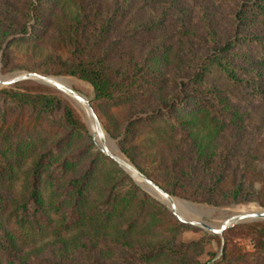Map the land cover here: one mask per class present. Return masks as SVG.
<instances>
[{"label":"rangeland","instance_id":"rangeland-1","mask_svg":"<svg viewBox=\"0 0 264 264\" xmlns=\"http://www.w3.org/2000/svg\"><path fill=\"white\" fill-rule=\"evenodd\" d=\"M250 2L0 0V76L30 71L66 78L89 98L117 154L186 202L185 218L218 227L240 211L264 210V97L245 84V71L239 82L213 67L198 80L195 71L214 46L233 36L236 12L248 9ZM263 19L258 14L248 26L242 23L240 33L264 34ZM256 46L245 42L239 49L259 58L255 67L262 68L264 87V52ZM92 56H103L117 81L110 97H95L89 81L63 72L70 63ZM11 87L61 98L82 125L69 126L61 108L40 111L0 92L1 244L9 226L6 215L33 176H38L43 206L55 223L57 213L48 204L51 191L71 204L66 181L88 166L96 168L91 199L116 179L123 192L128 187L96 156L101 148L81 104L36 78L0 84V90ZM199 103L210 113L200 110ZM49 149L57 158L35 173L37 158ZM119 166L148 198L135 200L104 226L89 222L60 233L51 229L17 254L0 251V264H264V218L242 219L221 234L183 223L160 195ZM208 194L219 201L204 200Z\"/></svg>","mask_w":264,"mask_h":264},{"label":"trees","instance_id":"trees-1","mask_svg":"<svg viewBox=\"0 0 264 264\" xmlns=\"http://www.w3.org/2000/svg\"><path fill=\"white\" fill-rule=\"evenodd\" d=\"M248 5L250 6L248 9L243 8L236 12L237 25L233 36L227 37L224 41L214 46L202 58L199 70L195 71V75L198 80L205 70L213 67L234 82H239L241 80V72L245 71L247 73L245 84L249 85L253 92H257L264 97V87H262L261 79L263 77L262 68L260 66V68L255 67L259 63V58L250 52H243L239 49L240 45L245 42H254L257 45L256 47L264 52V34L262 32L256 31L251 35L240 33L242 23L248 26V24L255 22V17L258 14L264 17V0H251ZM34 13L36 17H40L39 11L35 10ZM37 20L39 21L40 19ZM63 72L77 75L89 81L94 88L95 97L97 98L110 97L117 83V81L111 78L110 66L104 61L103 56L78 59L65 67ZM0 92L21 105H29L40 111L47 112L61 108L64 119L69 126L78 128V126L81 127L82 125L71 105L51 93L32 91L28 88L17 89L15 87L1 88ZM198 106L200 110L210 113L205 104L203 106L202 103H199ZM189 110V108L188 110L186 108L187 113H190ZM126 130L128 132V127ZM121 148L133 160L128 150L124 146H121ZM96 156L107 162L106 164L110 166V171L121 175L122 178L120 180H124L125 178L128 181V187L124 192L121 189L119 180L116 179L109 184L108 188H100L101 190L95 193V197L91 199L89 197V192L92 188L91 177L96 172V168L88 166L82 173L71 176L66 181L71 204H66L64 202L66 200L62 198L57 199L55 190L51 191L48 204L53 213H57L55 223L54 217L48 213L47 207L43 206V198L38 191L36 182L38 176H33L30 181V188L16 199L17 203L6 215L9 226L5 232L6 237L3 238L4 243H0V251L6 252L8 250L13 254H17L21 247L34 244L51 229H53L54 233H60L59 231L63 229L73 228L76 225H85L89 222L104 226L113 216H122L135 200L141 203L144 201V198H148V195L127 174H123V169L114 159L104 154L101 150H96ZM55 158H57V154L54 150H46L37 158L34 172L41 173L43 167L46 164H50ZM64 162L65 160L62 161V164ZM57 165H59V161ZM136 166L148 176V173L141 166ZM217 181L218 177H215L212 186ZM159 186L163 188L161 185ZM163 189L166 190L165 188ZM237 190L238 188L232 189L229 194L235 197L238 193ZM193 193L196 195V192ZM211 195L208 194L203 199L207 201H219L212 199ZM133 219L130 221H133ZM243 226L255 228L252 224H244Z\"/></svg>","mask_w":264,"mask_h":264},{"label":"water","instance_id":"water-1","mask_svg":"<svg viewBox=\"0 0 264 264\" xmlns=\"http://www.w3.org/2000/svg\"><path fill=\"white\" fill-rule=\"evenodd\" d=\"M25 78H36L46 84L53 85L55 88L60 90L61 92L67 94L71 98H73L76 102L81 104L89 113L91 117V122L93 125V129L95 131L96 136L101 141V145L99 147L101 150L112 159H114L119 165H121L125 170H127L130 175L135 179V176L141 178L148 186V189L168 200H172V196L169 192L161 188L156 182H154L151 178H149L146 174H144L141 170H139L135 165H133L130 161L123 158L113 150H111L105 144V136L104 131L99 121L97 114L95 113L89 98L85 97L83 94L69 86L67 83L57 79L55 76L39 73V72H24L9 78H3L0 76V84H12L18 80L25 79ZM170 208L172 212L176 215V217L186 224L191 225H200L209 231L213 232L214 234H221L226 228L232 226L233 224L237 223L238 221L246 218H264V210L259 211H249V212H242V213H235L228 218H225L223 222L218 226L215 227L207 222L195 219H187L183 217L181 214L177 212V207L174 203H171Z\"/></svg>","mask_w":264,"mask_h":264},{"label":"bare ground","instance_id":"bare-ground-1","mask_svg":"<svg viewBox=\"0 0 264 264\" xmlns=\"http://www.w3.org/2000/svg\"><path fill=\"white\" fill-rule=\"evenodd\" d=\"M16 74V73H15ZM3 77V76H2ZM3 78H5V77H3ZM57 79H59V80H61V81H63V82H68V80L66 79V78H64V77H57ZM86 112L88 113V111L86 110ZM89 115V113L87 114V116ZM89 117H90V115H89ZM90 119H91V117H90ZM90 124H91V126H92V122H90ZM94 133V136H95V138H96V140H97V142L101 145V141L98 139V137L96 136V134H95V132H93ZM104 136H105V144L107 145V147H109L111 150H113L112 149V146H111V142H110V140H109V138H108V136H106L105 135V133H104ZM114 152H115V150H113ZM135 178H136V180L138 181V182H140L143 186H145V188L147 187L148 188V186H147V184L141 179V178H139V177H137V176H135ZM155 196H156V194H155ZM159 197H161L163 200H165L164 202H166L167 204H169V205H171V203H174L175 205H176V207H177V209L179 210V212L184 216V217H187L188 216V214L186 213V211L184 210L185 208H186V202H183V201H181V200H179V199H176V198H172V200H168V199H166V198H164V197H162V196H159ZM250 209V208H249ZM248 209V210H249ZM242 212H249V211H240V213H242ZM195 213H197V212H195ZM247 219H251V218H247Z\"/></svg>","mask_w":264,"mask_h":264}]
</instances>
